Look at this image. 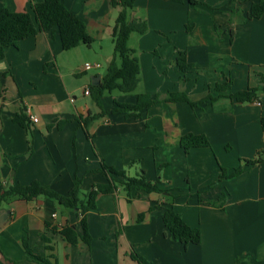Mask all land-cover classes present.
<instances>
[{"label": "crops", "instance_id": "crops-1", "mask_svg": "<svg viewBox=\"0 0 264 264\" xmlns=\"http://www.w3.org/2000/svg\"><path fill=\"white\" fill-rule=\"evenodd\" d=\"M42 1L0 0V7L34 16L33 4ZM197 1L202 5L136 1L131 19L149 26L128 43L140 63V82L134 95L105 93L102 107L86 92L101 84L114 57L120 8H113L111 0H62L85 24L94 40L90 47L65 51L53 29L5 51L0 60V193L5 185L38 181L66 195L79 179L85 194L106 182L98 172L103 163L130 177L144 173L159 181L163 193L139 192L130 200L119 188L99 195L88 213L89 245L81 240L72 245L60 235L81 217L53 200L3 204L0 210L10 215L0 230V264H38L28 260L24 239L34 253L57 264H136L134 251L158 264H264V161L236 178L220 177L221 168L232 171L264 151V93L245 104L228 96L196 108L163 102L139 117L109 113L87 129L79 121L116 103L135 104L139 94L166 98L180 92L200 101L217 96L215 85L227 79L233 82L232 93L264 85V15L247 19L258 0ZM180 51L193 69L179 70ZM87 63L103 66L87 71ZM22 106L39 119L30 130L13 121ZM188 133L207 136L211 147L185 153L180 140ZM221 195L225 201L216 207ZM170 206L201 231L200 244L185 246L168 233L163 215ZM141 214L145 217L139 221Z\"/></svg>", "mask_w": 264, "mask_h": 264}, {"label": "trees", "instance_id": "trees-1", "mask_svg": "<svg viewBox=\"0 0 264 264\" xmlns=\"http://www.w3.org/2000/svg\"><path fill=\"white\" fill-rule=\"evenodd\" d=\"M136 1L111 0L113 8H120L113 28L114 57L103 76L104 79H102L101 84L93 86L90 91L100 107H102L101 99L105 93L118 91L122 94L134 95L140 82V63L128 43L132 34H146L149 31V26L146 21L131 19V13ZM178 1H187L192 6L202 5L197 0ZM32 9L34 16L29 13L11 12L6 7H0V60L4 59L5 51L8 48L16 47L18 42L37 35L39 31L49 32L57 29L60 39H62V48L65 51L81 45L90 47L93 44L94 40L88 35L85 24L67 9L62 0L36 2L33 4ZM248 14L247 19L249 20L261 18L264 15V0H258L257 3H253ZM187 29L189 30V27ZM178 56L177 65L181 72L194 68L193 65L188 64L185 52L180 51ZM232 85V80L227 79L223 84L215 85L214 92L218 93L217 96L209 94L200 101H192L185 93L180 92L169 93L166 98H162L159 95L139 94L136 95L135 104L116 103V106L111 110L103 111L99 115L89 116L86 119H79V121L87 129L91 122L109 113L134 112V116L139 117L142 110L163 102H183L196 108L204 103H214L224 96H228L238 103L245 104L258 101L260 95L264 93V85L249 87L236 93L231 92ZM13 121L24 129H31V121L25 106H22L21 111L14 116ZM261 124L264 132V117L261 120ZM180 146L185 153H189L190 150L195 148H209L211 144L205 135L188 133L181 138ZM257 155L254 160H242L241 162L244 164L233 168L232 171L221 168V179L236 178L244 172L245 168L262 163L264 161V151L258 152ZM98 172L106 179V182L96 184L85 194L81 192V180L79 179L74 181L72 189L66 195L59 194L38 181H32L28 185H5L0 193V207L3 204H11L17 200L33 201V199L40 197L53 200L59 206L79 213L81 217L78 225L62 228L59 232L60 235L72 245H76L79 240L89 245L93 240L88 227V213L96 208V199L99 195L114 194L119 188H123L127 192L130 200H133L134 196L139 192L163 193V190L159 187V181L153 182L149 180L144 173L130 177L126 171H118L104 163ZM224 201L225 196L221 195L214 205L222 207ZM144 217L145 214H141L139 221L144 220ZM163 218L168 233L177 241L185 246L201 243V231L190 227L175 211L173 206L165 209ZM79 229L80 232L78 231ZM42 240L47 242L49 239L44 234L42 235ZM23 242L28 260L38 264H57L52 261L51 256H41L34 253L27 245L28 242L25 239ZM47 249L49 250V248ZM131 257L136 264H158L148 261L135 251L132 252Z\"/></svg>", "mask_w": 264, "mask_h": 264}, {"label": "built area", "instance_id": "built-area-1", "mask_svg": "<svg viewBox=\"0 0 264 264\" xmlns=\"http://www.w3.org/2000/svg\"><path fill=\"white\" fill-rule=\"evenodd\" d=\"M102 66L103 65L101 63L100 64L87 63V64H85L84 69L89 71V70H92L94 68H102ZM86 95H90V91L89 90L86 92ZM28 116H29V119H30L31 123H33V124L38 123L39 119L36 116H33V115L30 116V114Z\"/></svg>", "mask_w": 264, "mask_h": 264}, {"label": "water", "instance_id": "water-1", "mask_svg": "<svg viewBox=\"0 0 264 264\" xmlns=\"http://www.w3.org/2000/svg\"><path fill=\"white\" fill-rule=\"evenodd\" d=\"M0 212H2L1 214L3 215L2 217H0V230L3 228V226L8 223V218H9V215H10V211H2L0 210Z\"/></svg>", "mask_w": 264, "mask_h": 264}]
</instances>
